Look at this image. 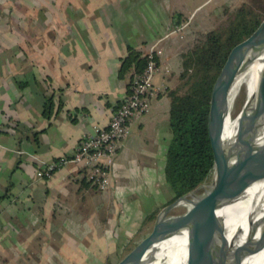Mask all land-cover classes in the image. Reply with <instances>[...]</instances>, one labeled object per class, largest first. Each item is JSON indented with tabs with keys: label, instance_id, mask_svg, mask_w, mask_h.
Segmentation results:
<instances>
[{
	"label": "crops",
	"instance_id": "obj_1",
	"mask_svg": "<svg viewBox=\"0 0 264 264\" xmlns=\"http://www.w3.org/2000/svg\"><path fill=\"white\" fill-rule=\"evenodd\" d=\"M207 3L61 0L59 21L51 15L22 26L14 13L26 10L2 0L0 264H115L151 232L152 216L169 204L162 191L172 140L169 92L179 82L183 55L210 31L207 17L193 27L181 15L193 17ZM46 7L54 11L52 2ZM154 45L162 51L154 79L162 93L132 123L107 187L90 186L73 164L39 176L45 164L72 156L83 137L110 123L130 83L119 77L122 59L130 47L147 55ZM49 98L51 118L44 114Z\"/></svg>",
	"mask_w": 264,
	"mask_h": 264
},
{
	"label": "trees",
	"instance_id": "obj_2",
	"mask_svg": "<svg viewBox=\"0 0 264 264\" xmlns=\"http://www.w3.org/2000/svg\"><path fill=\"white\" fill-rule=\"evenodd\" d=\"M264 20V0H248L234 13L228 25L201 32L192 47L183 55L182 71L171 98L170 129L172 140L167 153L165 176L175 192L173 203L196 190L213 173L214 154L208 130V116L213 86L231 50L249 38ZM148 62L146 55L130 47L122 59L119 77L134 75ZM63 106L62 101L59 108ZM55 110L53 98L44 106L51 118ZM158 212L152 216L156 218Z\"/></svg>",
	"mask_w": 264,
	"mask_h": 264
},
{
	"label": "bare ground",
	"instance_id": "obj_3",
	"mask_svg": "<svg viewBox=\"0 0 264 264\" xmlns=\"http://www.w3.org/2000/svg\"><path fill=\"white\" fill-rule=\"evenodd\" d=\"M247 57L248 54L241 59L239 66L244 64ZM263 70L264 54L259 53L231 81L224 127L231 154V180L227 199L218 212L209 237V256L205 264H235L264 228V180L259 179L264 162V103L252 108L240 121L233 116L235 104L244 88L245 104L255 99ZM251 142L254 146L244 161V148ZM203 198L204 194H194L190 201L182 204L188 210H193ZM173 233L171 228L165 230L162 235L170 237L159 242L144 258L133 264H186L187 232ZM242 264H264V250L246 257Z\"/></svg>",
	"mask_w": 264,
	"mask_h": 264
},
{
	"label": "water",
	"instance_id": "obj_4",
	"mask_svg": "<svg viewBox=\"0 0 264 264\" xmlns=\"http://www.w3.org/2000/svg\"><path fill=\"white\" fill-rule=\"evenodd\" d=\"M259 53L264 54V20L249 38L231 50L213 86L208 116V130L215 161L214 179L209 190L204 193L201 204L193 210H187L184 214H171L173 209L181 205L184 201H190L189 196L194 195L195 190L168 204L157 215L151 232L115 264H133L135 261L144 258L159 242L170 237L162 235L168 228L173 230V234L187 232L186 264L206 263L209 256V237L218 218V212L224 206L227 199L231 180V154L224 133L225 119L227 116L225 111L226 102L231 81L235 76L242 73ZM247 54L248 57L244 64L239 66L241 59ZM263 103L264 70L255 99L250 103L244 104L237 118L240 121L252 108L259 107ZM253 146L254 143L252 142L245 146L243 152L244 161L250 148ZM259 179L264 180V162ZM262 250H264V228L258 239L237 259L235 264H242V261L246 257L257 254Z\"/></svg>",
	"mask_w": 264,
	"mask_h": 264
},
{
	"label": "built area",
	"instance_id": "obj_5",
	"mask_svg": "<svg viewBox=\"0 0 264 264\" xmlns=\"http://www.w3.org/2000/svg\"><path fill=\"white\" fill-rule=\"evenodd\" d=\"M161 55L158 46H152L146 55V66L134 75L130 91L113 110L110 123L106 127H95L92 134L83 137L72 156L45 164L39 176L50 178L60 167L73 164L78 168L80 179L93 188L105 189L110 181L111 167L130 135L132 123L149 112L151 102L162 93L154 82Z\"/></svg>",
	"mask_w": 264,
	"mask_h": 264
},
{
	"label": "rangeland",
	"instance_id": "obj_6",
	"mask_svg": "<svg viewBox=\"0 0 264 264\" xmlns=\"http://www.w3.org/2000/svg\"><path fill=\"white\" fill-rule=\"evenodd\" d=\"M0 1L2 2V0ZM192 1H197V0H192ZM247 1L248 0H208V3L205 5V7L197 10L195 14L193 15V17H191V14H188L187 12L182 13L183 15H181V17H184L183 20H185L186 18H190L193 21L192 22L193 27L198 26V24L203 19H205V17H207L208 19L207 23H209L208 30L221 29L228 25L229 21L233 17L236 10L243 3ZM51 2L54 6V11L46 7L47 5H50ZM60 3H61V0H5V5L11 6V7L13 6L19 7V5H21L24 8V10H26V11H23V9H21V12L14 13V16H16V18L20 16V19L22 20V26H24V23L28 22L29 20H32V21L38 20L41 22H45L46 20H51V17H50L51 15L54 17L53 18L54 21H59L61 17V13H58V10H60V7L58 4ZM30 6H33V7L36 6L37 12H32V11L30 12L29 11ZM46 10H48L49 12L46 13ZM70 15L72 16V14ZM15 22L16 21H14V18L13 19L11 18L10 23H9L10 27L7 25V29L5 31L6 32L5 35L8 36V38L10 39L13 35L10 36L8 34L9 33L12 34V31L14 32L13 26H15ZM23 30H25V28ZM38 35L41 36L40 33ZM183 41L187 42L188 38L184 39ZM179 84H180V81H179ZM245 100H246V91L244 88L235 104V108L233 111L234 117H237L242 111L244 104H245ZM213 179H214V173L201 186H199L197 190L194 191V194L203 195L207 190H209L213 182ZM205 187H208V189L205 190ZM162 191L164 193L166 202L170 203L172 199L175 197V192L170 186V184L168 183L166 176H165V181L162 187ZM189 198L191 199L192 196H189ZM187 210H188V207L181 204L177 206L175 209H173L171 214L180 215V214H184L185 212H187ZM144 236L145 235H141L139 238H136L132 244L127 246L125 250L121 252L120 259L123 258L130 250H132V248L136 246V243L139 241V239L141 237L143 238Z\"/></svg>",
	"mask_w": 264,
	"mask_h": 264
}]
</instances>
